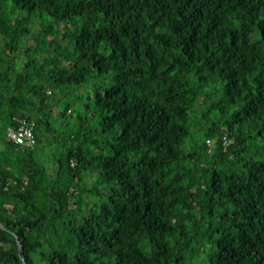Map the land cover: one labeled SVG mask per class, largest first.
Wrapping results in <instances>:
<instances>
[{
	"label": "trees",
	"instance_id": "obj_1",
	"mask_svg": "<svg viewBox=\"0 0 264 264\" xmlns=\"http://www.w3.org/2000/svg\"><path fill=\"white\" fill-rule=\"evenodd\" d=\"M0 264H264V0H0Z\"/></svg>",
	"mask_w": 264,
	"mask_h": 264
},
{
	"label": "built area",
	"instance_id": "obj_2",
	"mask_svg": "<svg viewBox=\"0 0 264 264\" xmlns=\"http://www.w3.org/2000/svg\"><path fill=\"white\" fill-rule=\"evenodd\" d=\"M33 125L31 121L21 120L15 128L8 127L5 130L6 139L14 143L31 147L34 144Z\"/></svg>",
	"mask_w": 264,
	"mask_h": 264
},
{
	"label": "water",
	"instance_id": "obj_3",
	"mask_svg": "<svg viewBox=\"0 0 264 264\" xmlns=\"http://www.w3.org/2000/svg\"><path fill=\"white\" fill-rule=\"evenodd\" d=\"M17 244H18V246L20 247V244H19V242L17 241Z\"/></svg>",
	"mask_w": 264,
	"mask_h": 264
}]
</instances>
